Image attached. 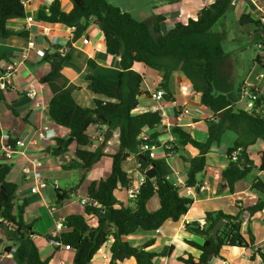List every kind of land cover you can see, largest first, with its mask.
Wrapping results in <instances>:
<instances>
[{
    "label": "trees",
    "instance_id": "1",
    "mask_svg": "<svg viewBox=\"0 0 264 264\" xmlns=\"http://www.w3.org/2000/svg\"><path fill=\"white\" fill-rule=\"evenodd\" d=\"M164 3H176L181 0H161ZM235 0H215L196 12L188 22H178L166 33L162 32V23L166 20L163 15H154L146 20H137L129 12L123 11L108 0H73L69 12L61 8V1L54 0L48 6L39 10L38 19L43 23L63 24L75 27L76 36L81 35L93 20L104 36L105 48L109 55L119 57L121 73L117 85H112L92 73L95 63L88 62L89 72L86 76L89 90L94 94V108H84L73 96L74 86L67 85L49 102V114L52 120L69 129V139H58L53 155H61L68 151L71 143L78 146V160L72 165L81 164V170H90L102 157L104 152L86 149L92 143L88 134L91 126L100 130L107 126L110 130H119V146L112 160L111 171L107 178L90 183L87 191V203L81 213L69 215L64 219V231L57 241L74 251L73 264H91L103 247L113 239L111 244L110 264H122L125 259L134 257L136 264H153L158 256H167L169 249L162 253L151 252L148 249L153 241L142 247L130 245L123 240L138 230L157 231L165 222H177L190 209L193 199L181 196L179 189L170 181V168L164 159L153 160L147 153L140 150L142 135L147 130H155L162 125L160 112L146 111L136 114L140 97L144 94L142 85L144 76L134 69L135 64L141 63L162 73L159 87L168 98L169 82L173 70H181L191 81L192 89L200 93L201 104L213 111L217 122H210L208 139L205 142L195 140L190 133L179 126L172 128L176 136L175 153L182 146L190 145L199 151L198 155L188 160L186 186H198L197 177L205 170L206 155L214 142H219L226 130H234L239 134L232 147L227 150L229 164L222 176L231 193L235 184L245 179L257 167L247 153V147L257 139L264 140V97L258 94L255 103V114L239 108L236 103L242 97V89H235V71L228 63V55L223 49V35L215 26L225 19ZM25 6L22 0H0V39L11 36L27 37L26 33L18 34L8 28L12 19L25 18ZM240 27L252 26L254 43L264 45V24L254 19L250 14L243 13L239 19ZM45 59L50 63L51 70L41 81L43 84L61 80L65 62L72 58L63 54L54 46L51 53H46ZM6 60V56L0 58ZM260 56L263 71L264 63ZM0 68V75L2 74ZM0 93V101H3ZM179 108L176 109V112ZM242 131L249 137L243 139ZM160 134L155 133L150 139H156ZM15 139L9 143L16 146ZM1 147V146H0ZM134 155L137 160L138 172L145 175L146 181L141 186L132 207L120 206L115 192L119 187L128 188L133 182L132 177L123 169L124 162ZM236 155V157L234 156ZM259 171L264 172V150L259 153ZM12 169L11 163L0 164V241L5 244V251L13 248L17 264H49L43 261L39 248L33 238L36 233L34 222L27 223L24 219L27 200L17 203V183L7 179ZM83 175L71 189L55 188L56 205L63 206L72 195L78 193ZM251 189L260 193L256 205L248 208V212L256 213L264 210V179H256ZM157 197L159 206L149 209V203ZM236 215L225 214L221 211L208 212L202 223H191L186 229L204 238L203 244L194 241L188 243L201 251L198 262L193 257L180 258L185 264H209L213 257L220 255L224 247H241L249 249L255 244L254 238H245L241 232L243 212ZM94 217L92 224L89 220ZM225 224L214 238L211 230L219 220ZM264 262V253L257 250Z\"/></svg>",
    "mask_w": 264,
    "mask_h": 264
},
{
    "label": "crops",
    "instance_id": "2",
    "mask_svg": "<svg viewBox=\"0 0 264 264\" xmlns=\"http://www.w3.org/2000/svg\"><path fill=\"white\" fill-rule=\"evenodd\" d=\"M60 1L63 11L69 12L72 9L73 0ZM214 1L181 0L169 4L161 0H155L151 15L147 13L146 6L138 9L141 16L150 15L148 18L154 15L165 16L166 20L162 23V32L166 33L176 23L185 22L188 16L194 15L204 6L212 4ZM22 2L25 6V18L12 19L7 26L18 34L26 33L27 37L17 35L8 39H0V58L6 56V60L0 63L2 70L9 62L20 60L21 54L27 52V57L18 66L17 72L13 76L11 88L3 93L4 99L0 101V136L8 133L15 140L27 139L25 149L11 159L12 169L7 179L19 186L16 192L17 203H21L24 199L28 202L24 219L27 223L34 222L36 233L33 238L39 248L41 259L49 261V264H73L74 251L52 245L50 242L52 232L59 220L64 221L69 215L83 211L84 207L81 205V200H87L90 183L105 179L109 175L112 166L110 155L115 154L119 146V130L110 129L112 136L104 144V134L109 130L107 126H103L100 130L97 129V126L89 127L88 134L92 137V143L86 149L96 151L100 148L105 156L90 170L82 171L80 163L76 167L72 166L78 160L76 157L78 146L75 142L71 143L65 153L61 155L52 154L57 146V140L69 139L70 131L52 120L48 111L49 102L53 96L63 89V82L67 79V85L75 87L73 90L75 100L84 108L93 109L95 96L89 90V82L86 79L89 72L88 62L92 60L95 63L92 69L95 76L109 84L117 85L121 73L120 59L107 53L103 33L93 20L89 21L88 27L81 35L76 36L73 27L63 24L43 23L38 19L39 10L47 7L46 0H22ZM109 2L111 3V1ZM117 6L123 8L122 5ZM230 9V11L233 9L235 16L232 19L236 22L243 13L250 14L254 19H259L264 16V0H260L257 4L248 0H235ZM122 10L124 11V9ZM127 10L129 12V9ZM229 16L227 13L225 18L230 20ZM29 18H33V21L29 22ZM164 24L165 29L163 28ZM44 27L51 29L49 36L45 34ZM239 29L243 32L245 27L239 26ZM54 38H56L55 43L53 42ZM84 39H87L88 42L84 43ZM30 41L35 42L34 49L28 48ZM54 46H57L63 54H69L72 59L64 63L63 78L61 80L43 84L41 79L50 72L51 65L45 57L37 55L36 50L42 49L46 55L47 52H53ZM258 56L261 58L260 61L264 63V50H261ZM256 58L253 59V66L242 83L243 85L250 84L260 96L264 97V77H261L264 71ZM134 69L144 76L142 85L144 94L139 99L140 104L135 113L141 114L152 111V107L157 104L153 98L154 91L150 87L155 84L159 87L162 73L141 63L135 64ZM169 90V97H164L159 104L169 113L163 125L171 124L170 129L173 126L182 127L195 140L205 142L208 139L210 122H217L213 111L201 104L200 93L192 89L191 81L181 70L177 69L171 72ZM236 106L243 109L245 101L240 99ZM177 108H179L178 112H176ZM184 108H189L190 113L180 116ZM44 127L52 129L55 133L53 139H38V132ZM161 129L162 126L156 128L155 131ZM242 136L244 140L249 138L244 131H242ZM238 137L239 134L236 131L226 130L221 140L211 145L206 155L205 170L197 177L199 185H205L203 190L195 189L188 196L185 187L179 189L181 196L193 199L190 209L179 221L169 220L157 231L138 230L127 237H123V240L137 247H142L145 243L153 241V245L148 250L158 254L165 249L170 250L167 256L156 257L153 264H185L180 261V258L189 256L193 257L194 262H198L201 251L190 245L188 241L203 244L204 238L189 232L186 226L191 223L204 222L208 212L221 211L225 214L236 215L240 213L242 208L244 215L241 232L249 240L250 236L254 238V246L249 249L224 247L220 255L213 257L209 264H264L260 254L257 253V250L264 253V210L252 214L247 211L248 208L254 206L258 199L263 198L260 193L253 191L251 186L256 179H264V172L259 171L257 168L260 164L259 153L264 150V140L257 139L247 147V153L257 167L245 179L238 181L235 184L234 192L231 193L222 173L229 164L227 150L232 147ZM181 149L180 152L175 153L178 172L172 175V178L179 177L186 183L189 169L188 160L197 156L199 151L190 145L182 146ZM35 156L42 161L41 169L49 187L32 193L31 188L35 184L31 180L27 181L24 170L29 165L30 158ZM157 158H163L162 151L158 152ZM131 160L133 161L131 167H125L124 164ZM127 161L124 162L123 169L135 180L140 175L137 160L134 155H131ZM2 163H4V159L0 156V164ZM74 171H77L76 174ZM72 174H75L79 179L85 175L82 184L84 193H81L77 200H72L71 197L63 206H57L55 188L63 189L59 185L61 183L60 179L64 177L68 179ZM51 180L54 182L53 185L49 183ZM126 190L127 188L119 187L115 192V196L120 203L118 207H132L134 205V202L127 199ZM158 206V198L155 197L149 203V209L155 210ZM55 208L56 211H52ZM245 214L248 215L245 217ZM89 220L94 224V217H90ZM112 242L113 239L98 252L91 264H110ZM4 248L5 244L0 241V264H17L14 255H7L8 252ZM136 263L134 257L125 259L122 262V264Z\"/></svg>",
    "mask_w": 264,
    "mask_h": 264
},
{
    "label": "built area",
    "instance_id": "3",
    "mask_svg": "<svg viewBox=\"0 0 264 264\" xmlns=\"http://www.w3.org/2000/svg\"><path fill=\"white\" fill-rule=\"evenodd\" d=\"M248 1H250L251 3L257 4L260 0H248ZM53 2L54 0H46L47 7L50 6ZM259 20L264 24V16L260 17ZM28 21L32 22L33 18H29ZM73 29L75 30V27H73ZM43 30L47 36L51 34V29L49 27H44ZM53 42L54 43L56 42V38H54ZM83 42L87 43L88 40L84 39ZM28 48L34 49L35 42L30 41L28 43ZM259 49L263 51L264 45L259 43ZM36 53L37 55L41 57H45V51L42 49L36 50ZM26 57H27V52H23L21 54L20 60L9 62L6 65L5 69L2 71V74L0 75V93L3 94L4 92L8 91L9 88H11L12 83H13V76L17 72L18 66L23 63ZM261 77H264V74H262ZM150 88L155 90L153 94V98L157 104L152 107V111L160 112L162 120H163L162 125H161L162 129L160 131H155L156 130L155 129L154 131L152 130L149 132L147 130V132H145V134L141 136L142 142L140 143V150L143 153H147L149 157L153 160L158 159L157 158L158 152L162 151L163 152L162 159L166 161V163L168 164L170 168V174L168 178L170 179V181L173 183V185L176 188L181 189L182 187H185V191L188 196L191 195L195 189L203 190L205 188V185L186 186V184L179 177L175 176L174 178H172V175H175L178 172V169L176 166V156H175V152L173 151L176 145V142H177L176 136L172 133V128L174 126L170 129L171 124L167 123L166 125H163V123L166 122L169 116V113L167 112V110L163 108L162 106H159L160 102L163 100L164 95H165L164 90L158 87L156 84ZM258 97H259L258 93L256 92L255 89H253V86H251L250 84L243 85L241 99L245 101L244 110L253 111L255 107V103L258 100ZM189 113H190V109L184 108L182 109L180 116L187 115ZM155 133H159L160 135L154 140L150 139V136H152ZM54 137H55V133L49 127H44L38 132V139L40 140L53 139ZM11 140L13 139L8 133L1 134L0 136V146H1L0 156L6 161L5 163H10L11 159L14 156L18 155L19 153H21V151L24 150L27 145V139L23 138V139L17 140L16 146L13 148L9 146V143ZM33 142H35V140H33ZM234 156L236 157V155ZM139 166L140 165H138V167ZM41 168H42V161L40 158L35 156V157L30 158L29 165L24 170L25 178H27L28 180H33L35 184V186L31 188L32 193L39 192L40 190L47 189L49 187V184L47 180L45 179ZM145 181H146V177L145 175L141 173L138 178L133 180L131 185L126 190L127 199L129 201L134 202L136 200L137 196L140 194L141 186L145 183ZM86 203H87L86 199L81 200V205L83 207L86 205ZM254 205H256V203ZM52 211H56V208L52 209ZM247 215L248 214H245V217ZM63 231H64V222L63 220H59L55 224V228L52 232L50 242L54 246H57V247L61 246V247H65L66 249H70L68 246L63 245L62 243L56 240V238H58ZM14 252H15V249L13 248L10 252H8L7 255H10V256L14 255Z\"/></svg>",
    "mask_w": 264,
    "mask_h": 264
},
{
    "label": "rangeland",
    "instance_id": "4",
    "mask_svg": "<svg viewBox=\"0 0 264 264\" xmlns=\"http://www.w3.org/2000/svg\"><path fill=\"white\" fill-rule=\"evenodd\" d=\"M108 1H111V4L115 6L122 5L121 7H123L122 9H124V11H128L127 9H129L131 15L137 20H146V18H148L152 14L151 11L155 5L154 3L155 0H108ZM143 6H146V10H148L147 11L148 14L151 13L149 16H141V12L138 8H142ZM230 10L228 12V14L230 15L229 16L230 20H227L226 18L221 19L220 22L215 26V29H217L219 33L223 35V49L225 53L228 55L227 61L232 65L233 70L235 71L236 74V78L234 81L235 89H237L239 86L242 89L243 86L242 82L244 81V79L247 78L248 73L253 66V59L257 57L261 49H259L258 43L256 42L254 43L253 36L249 35L250 33L253 32L252 26L245 27V29H243L244 31L242 32L239 29L238 22L232 19V17L235 16L233 14V9L232 11ZM190 18L192 17L190 16ZM185 22L187 23L188 20H186ZM163 28L165 29V24ZM153 91L155 92L154 89ZM4 162L6 161L4 160ZM132 164L133 161L131 160V161H127L124 165L125 167H131ZM76 172L77 171H74L75 174ZM75 174H72L71 177L68 179L67 177L61 178L60 179L61 183L59 184L60 187H62L63 189H71L72 187H74L79 180V178ZM49 183L51 185L54 184L53 180L49 181ZM83 183L84 180L82 181V184ZM82 184L79 189L80 191L78 190L77 194L71 196L72 200L79 199L81 193H84Z\"/></svg>",
    "mask_w": 264,
    "mask_h": 264
},
{
    "label": "water",
    "instance_id": "5",
    "mask_svg": "<svg viewBox=\"0 0 264 264\" xmlns=\"http://www.w3.org/2000/svg\"><path fill=\"white\" fill-rule=\"evenodd\" d=\"M253 114H255V110L252 111ZM112 131L107 130L104 134V144L111 138ZM225 224V221L223 219L219 220L217 224L214 226V228L211 230V234L214 238L217 237L218 231L221 229V227Z\"/></svg>",
    "mask_w": 264,
    "mask_h": 264
}]
</instances>
